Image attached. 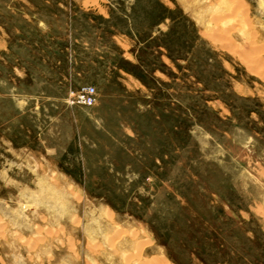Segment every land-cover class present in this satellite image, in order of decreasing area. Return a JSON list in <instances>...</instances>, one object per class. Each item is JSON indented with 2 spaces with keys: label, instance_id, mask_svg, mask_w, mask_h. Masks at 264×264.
<instances>
[{
  "label": "rangeland",
  "instance_id": "374dc122",
  "mask_svg": "<svg viewBox=\"0 0 264 264\" xmlns=\"http://www.w3.org/2000/svg\"><path fill=\"white\" fill-rule=\"evenodd\" d=\"M0 264H264V0H0Z\"/></svg>",
  "mask_w": 264,
  "mask_h": 264
},
{
  "label": "built area",
  "instance_id": "2783aa9c",
  "mask_svg": "<svg viewBox=\"0 0 264 264\" xmlns=\"http://www.w3.org/2000/svg\"><path fill=\"white\" fill-rule=\"evenodd\" d=\"M96 100L95 88L92 86L81 87L74 95V101L77 104L92 106Z\"/></svg>",
  "mask_w": 264,
  "mask_h": 264
},
{
  "label": "bare ground",
  "instance_id": "6f19581e",
  "mask_svg": "<svg viewBox=\"0 0 264 264\" xmlns=\"http://www.w3.org/2000/svg\"><path fill=\"white\" fill-rule=\"evenodd\" d=\"M253 53H254V52H253ZM253 53H252V54H253ZM257 54H258V53H257ZM255 55H256V54H255ZM253 56H254V55H253ZM257 56H258V55H257Z\"/></svg>",
  "mask_w": 264,
  "mask_h": 264
}]
</instances>
